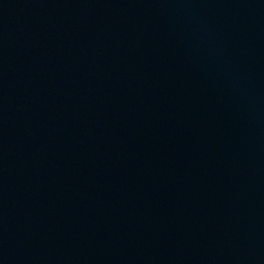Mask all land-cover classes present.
Masks as SVG:
<instances>
[{"label": "water", "instance_id": "1", "mask_svg": "<svg viewBox=\"0 0 264 264\" xmlns=\"http://www.w3.org/2000/svg\"><path fill=\"white\" fill-rule=\"evenodd\" d=\"M0 264H264V0H0Z\"/></svg>", "mask_w": 264, "mask_h": 264}]
</instances>
